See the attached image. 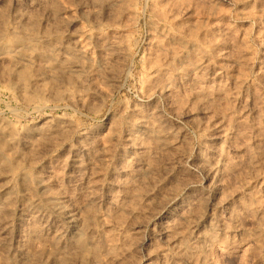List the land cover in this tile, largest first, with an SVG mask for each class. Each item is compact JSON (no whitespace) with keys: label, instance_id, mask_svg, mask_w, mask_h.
I'll return each mask as SVG.
<instances>
[{"label":"rangeland","instance_id":"374dc122","mask_svg":"<svg viewBox=\"0 0 264 264\" xmlns=\"http://www.w3.org/2000/svg\"><path fill=\"white\" fill-rule=\"evenodd\" d=\"M0 128V264H264V0H0Z\"/></svg>","mask_w":264,"mask_h":264},{"label":"bare ground","instance_id":"6f19581e","mask_svg":"<svg viewBox=\"0 0 264 264\" xmlns=\"http://www.w3.org/2000/svg\"><path fill=\"white\" fill-rule=\"evenodd\" d=\"M27 43H28V42H27ZM18 56H19V55H18ZM21 57H22V56H20V59H21ZM24 58H25V57H24ZM24 58H22V59H24ZM28 58H30V57H28ZM28 58H27V59H28ZM17 59H18V58H17ZM25 59H26V58H25ZM28 60H30V59H28ZM66 67H67V66H66ZM76 67H77V66H76ZM76 67H75V68H76ZM64 68H65V67H64ZM67 68H68V67H67ZM71 68H73V65H72ZM71 70H74V69H71ZM75 70H76V69H75ZM0 129H1V128H0ZM60 207H61V206H60ZM68 216H69V215H68ZM70 218H71V217H70ZM66 219H67V216H66ZM71 221H72V220H71Z\"/></svg>","mask_w":264,"mask_h":264}]
</instances>
